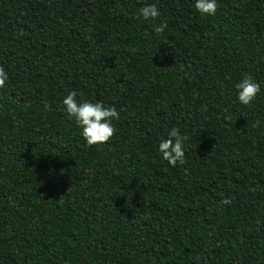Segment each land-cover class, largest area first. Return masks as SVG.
Here are the masks:
<instances>
[{
    "label": "trees",
    "instance_id": "16d2710c",
    "mask_svg": "<svg viewBox=\"0 0 264 264\" xmlns=\"http://www.w3.org/2000/svg\"><path fill=\"white\" fill-rule=\"evenodd\" d=\"M217 3L0 0V264H264V0ZM72 90L116 108L109 141L85 143Z\"/></svg>",
    "mask_w": 264,
    "mask_h": 264
},
{
    "label": "clouds",
    "instance_id": "9594fccd",
    "mask_svg": "<svg viewBox=\"0 0 264 264\" xmlns=\"http://www.w3.org/2000/svg\"><path fill=\"white\" fill-rule=\"evenodd\" d=\"M192 6L202 16L214 17L217 12V0H192ZM139 16L145 21L155 20L160 16V11L155 4H145L139 9ZM167 24L161 23L155 28L156 32H163ZM9 76L3 66H0V88H4ZM261 83L251 76L243 77L234 85L237 103L241 105L251 104L260 93ZM78 92L72 90L62 99L64 110L68 117L74 119L80 135L89 146L104 144L113 136L115 128L113 121L119 119V113L114 106H105L100 101L78 100ZM187 136L176 127L171 128L165 139L158 142L157 151L161 158L175 167L183 163L185 158V141ZM230 201L224 199L223 203Z\"/></svg>",
    "mask_w": 264,
    "mask_h": 264
}]
</instances>
